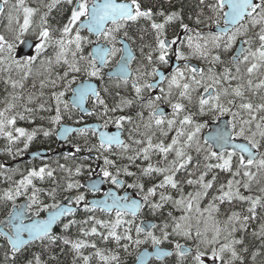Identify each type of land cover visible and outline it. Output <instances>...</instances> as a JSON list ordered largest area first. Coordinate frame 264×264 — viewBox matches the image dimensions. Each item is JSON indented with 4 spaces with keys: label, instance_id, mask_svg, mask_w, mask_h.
Listing matches in <instances>:
<instances>
[{
    "label": "snow or ice",
    "instance_id": "6c2138e0",
    "mask_svg": "<svg viewBox=\"0 0 264 264\" xmlns=\"http://www.w3.org/2000/svg\"><path fill=\"white\" fill-rule=\"evenodd\" d=\"M171 5L37 0L33 7L0 0V16L8 19V34H0L3 151L15 160L38 135L83 141L55 168L42 163L20 171L0 162V177L9 182L0 205H11L0 220L3 264H59L56 248L70 251L71 264H126L122 253H135L133 264H152V257L264 264L258 211L264 209V0H198L195 27ZM62 8L70 14L53 25V10ZM177 25L181 31L169 38ZM26 34L33 43L22 39ZM77 113L75 124L82 126L65 123ZM205 116L229 119L205 135ZM86 117L96 123H83ZM37 120L42 123L31 129L20 124ZM81 152L95 155L78 157ZM90 159L102 164L93 168ZM85 171L96 178L82 183ZM45 181L51 186H38ZM62 193L68 195L57 200ZM81 206L88 215L77 220ZM253 222L258 227L250 231ZM54 226L64 233L76 227L78 236L55 234ZM166 242L171 249L161 247ZM145 244L152 251H140Z\"/></svg>",
    "mask_w": 264,
    "mask_h": 264
},
{
    "label": "trees",
    "instance_id": "16d2710c",
    "mask_svg": "<svg viewBox=\"0 0 264 264\" xmlns=\"http://www.w3.org/2000/svg\"><path fill=\"white\" fill-rule=\"evenodd\" d=\"M27 2L30 4V6L36 7L37 6V0H27ZM145 6H153L156 5L157 8H164V9H168L170 7V0H144ZM156 3V4H155ZM162 3V4H161ZM181 3V4H180ZM198 4V0H172V9L176 10V11H181L183 16V20L185 23H188L191 26V22L194 23V20L196 17V14L200 11V9L197 7ZM68 6H64V8H67ZM186 7V8H185ZM188 7V8H187ZM64 8L61 9V12H57L56 10H53L52 13V17H54V19L51 20V23L53 25H55L57 23V21H60L61 23H63L66 19L67 16L70 13L69 11H65ZM188 12V13H187ZM195 14V15H194ZM5 18H7L6 15H4ZM37 22H38V17H37ZM171 28V27H170ZM30 37L34 38V36L30 35ZM146 39H149V37H146ZM89 51V49H87ZM228 57H225V59H227ZM84 78V77H82ZM107 80V78H105ZM102 83V82H100ZM108 85L111 87L112 86V82L108 81ZM122 94H123V90ZM128 95H132L131 90L129 89L127 91ZM6 95L5 91H4V85L3 83H0V99H2L4 96ZM109 102L111 103V100H109ZM132 111H135V109H133ZM79 113L76 114V116H74L73 120L71 121H65V123H70V124H75V119L78 118ZM90 118V117H89ZM206 119V122L208 124V122H213L215 121V117H208V118H203ZM90 120H94L93 118H90ZM209 122V123H210ZM42 123L40 120L36 121V124H26L25 122H20L21 126L27 127L29 129L35 127L36 125ZM95 142V141H93ZM73 143H80L81 146H83V141L79 136H75L72 138L71 143L66 144L69 147H72ZM6 147V142L3 139H0V162H5L8 165H10L11 167H19L20 171H24L26 168L29 167H39L42 163H46V161H48L49 164H51L52 167H56V161L58 160L60 163H65V155L67 153H64L61 151V148L58 147V142L56 139V136H52L50 138H46L43 137L42 135H38V137L36 138V140L33 141V143L31 144L30 148L28 149V151H34V150H41V149H46L50 154L49 157L46 159H34L31 161H24V162H20L18 164H14V161H16L17 159H19L21 156L16 157L15 160H13L11 157L7 156V154L3 151V149ZM27 151V152H28ZM54 151H58L57 153H54ZM84 155H86V152H81L79 154H77L78 157H83ZM77 162H79V160H77ZM67 163L69 165L72 164L71 160H68ZM89 163L92 164V167L95 168L97 164H102V161H93V160H89ZM57 178L61 180V182L63 181V177H64V173L59 172V170L57 171ZM20 176L17 173L16 175L13 176V179H19ZM89 177L87 175V171H85V175L80 177L79 179L81 180L82 183H84L86 180H88ZM222 178H223V174H222ZM0 183H4L7 187L9 186V182L5 181L3 177H0ZM38 186L41 187H49L51 186V182L50 181H45L43 184H41L40 182H37ZM4 188H1L0 185V191H2ZM190 190V189H189ZM81 191H85L84 189H81ZM64 195H68V193H62L60 195L57 196V200H62ZM91 196H93L92 193H87V199L90 198ZM20 199V198H19ZM18 199V201H19ZM43 199V197H42ZM17 201V202H18ZM45 203H52V201L50 199H45ZM246 207V205H245ZM11 210V205H0V220H3L6 216H7V212ZM167 211V209L165 210ZM260 216L262 218V221H264V209H258ZM44 213H41V216H43ZM88 214L85 213L81 207V209H79L77 211V214L75 216V219L77 220H82L84 219ZM96 215L100 218H104L107 219V214L104 213H100L97 212ZM72 217H67L63 220L64 223L67 222V219H71ZM141 219H151L154 220V222L159 223V218H153L150 215H145V216H141ZM258 227V222H253L252 225L250 226V231L251 230H255ZM55 234L58 235H69L71 238L75 239L78 236L77 233V228L73 227L71 228L68 233H64L62 226H57L54 230ZM249 239H251V237H249ZM183 242V241H181ZM4 245V241L3 239H0V248H2ZM103 246V245H100ZM111 246V245H110ZM163 246L166 247H170L172 248V244L170 243H165L163 244ZM144 247H151L150 244H145L141 246V249ZM140 249V250H141ZM38 249H32V251H37ZM91 249H85L84 250V254L88 255L91 253ZM55 254L58 255V259H59V264H71L72 261V254L70 253V251H67L65 253H61L59 248H56L55 250ZM28 255V254H26ZM47 259V257H45ZM122 258L125 260L126 264H133L134 262V258H135V253L133 254V256H127L126 254L122 253ZM250 259V258H249ZM0 264H3V253L2 251H0ZM91 264H96V261L93 260L91 262ZM152 264H175V257H167L162 261L159 260H152Z\"/></svg>",
    "mask_w": 264,
    "mask_h": 264
},
{
    "label": "water",
    "instance_id": "95a60500",
    "mask_svg": "<svg viewBox=\"0 0 264 264\" xmlns=\"http://www.w3.org/2000/svg\"><path fill=\"white\" fill-rule=\"evenodd\" d=\"M25 40H27L29 43H33L34 41L33 40H31V39H25ZM19 50L21 51V52H28L29 51V49H28V47H27V45H24V46H20L19 45ZM33 51V50H32ZM171 61H174V62H171V66H174L175 65V63H176V61L174 60V58L171 60ZM87 106V105H86ZM167 112H169V109L167 108V107H163ZM226 119H229V117H222L221 118V120L220 121H215V122H212V123H210L209 124V126H208V130L204 133L205 135L206 134H208L209 132H211V131H213L214 130V128H215V126H216V124L217 123H222L224 120H226ZM92 123H96V122H91V123H89V124H92ZM67 124V123H66ZM69 126H76V125H72V124H68ZM82 126V125H81ZM110 131H114L115 129L114 128H112V127H110V129H109ZM56 138H57V140H58V144L59 145H62V144H64V142L65 141H63V140H61L58 136H56ZM62 151L63 152H65V153H68V152H71V151H73V149L72 148H70V147H65V148H63L62 149ZM33 153H40L41 155H43L44 157H47L48 156V151L47 150H37V151H32V152H28V153H26L25 155H24V157H22L21 159H19L17 162H21V161H26V160H32V159H34L33 158V156H32V154ZM86 155H91V156H94L93 154H86ZM35 159H39V158H35ZM96 177L95 176H93L91 179H95ZM90 181V179L89 180H87V181H85L84 183H87V182H89ZM109 186H106V184L105 185H103L102 186V189L103 190H107V188H108ZM129 191H131V190H129ZM102 193V192H101ZM102 196V195H101ZM100 196H98V197H91V198H89L88 200H91V199H94V198H99ZM63 201V200H62ZM25 202V200H23L20 204H23ZM65 203H66V201H64ZM31 215V214H30ZM47 215V213H45V215L44 216H46ZM6 219V218H5ZM64 218H62V220H63ZM57 226H54V230H55V228H56ZM162 248H165V249H171V248H167V247H164V246H161ZM145 249H147V250H149V251H152V248H147V247H145V248H143L142 250H140V251H143V250H145ZM167 258V257H166ZM153 259H155V257H152L151 258V260H153ZM165 259V258H164ZM160 261V260H159Z\"/></svg>",
    "mask_w": 264,
    "mask_h": 264
},
{
    "label": "flooded vegetation",
    "instance_id": "af4514ba",
    "mask_svg": "<svg viewBox=\"0 0 264 264\" xmlns=\"http://www.w3.org/2000/svg\"><path fill=\"white\" fill-rule=\"evenodd\" d=\"M70 14V13H69ZM195 21V20H194ZM142 23V22H141ZM191 26L192 27H195V24L194 23H192L191 22ZM181 31V29L178 27V25L177 26H173V27H171V28H169L168 29V35H169V38H171V36L173 35V33L174 32H180ZM0 34H5V35H7L8 34V20H7V18H5L4 17V15L3 16H0ZM30 35L31 34H26L25 35V37H23L22 39H27V38H31L30 37ZM93 39H95L94 37H93ZM151 39V37H149V40ZM89 49V51L91 50L90 48H88ZM119 57L117 56L115 59H118ZM175 60V59H174ZM171 62H174V61H171ZM170 62V63H171ZM193 63H197V62H195L194 60L192 61ZM133 67H135V63L133 64ZM165 71H167L168 69L167 68H165L164 69ZM106 71H107V69H106ZM94 82H96L98 85H100L101 83L99 82V81H94ZM88 106V105H87ZM162 107H167L168 108V106L167 105H162ZM169 109V112L171 111L170 110V108H168ZM80 115V114H79ZM91 122H96L95 120H90V118L89 117H86L85 119H84V121H83V123H91ZM210 122V121H209ZM208 122V125L210 124ZM67 124H70V123H67ZM72 125H76V124H72ZM82 125V124H81ZM81 125H76V126H81ZM111 127V126H110ZM69 142H64V144H65V146H67L66 144H68ZM64 144H62V145H59L58 144V146H64ZM60 148H62V147H60ZM14 164H15V161H14Z\"/></svg>",
    "mask_w": 264,
    "mask_h": 264
},
{
    "label": "rangeland",
    "instance_id": "374dc122",
    "mask_svg": "<svg viewBox=\"0 0 264 264\" xmlns=\"http://www.w3.org/2000/svg\"><path fill=\"white\" fill-rule=\"evenodd\" d=\"M7 20H8V19H7ZM194 61L197 62V63H199V61H197V60H194ZM208 117H211V116H205L204 118H208ZM205 121H206V119H203V120H202V122H205ZM206 129H207V128L204 129V133H205ZM204 133H203V134H204ZM21 147H22V145H21ZM46 163H48V161H46ZM41 165H42V164H41ZM41 165H40V166H41ZM0 185H1V188H4V189L7 187L4 183H0ZM24 199H25V198H20L19 201H18L17 203L20 204Z\"/></svg>",
    "mask_w": 264,
    "mask_h": 264
},
{
    "label": "bare ground",
    "instance_id": "6f19581e",
    "mask_svg": "<svg viewBox=\"0 0 264 264\" xmlns=\"http://www.w3.org/2000/svg\"><path fill=\"white\" fill-rule=\"evenodd\" d=\"M161 1H163V0H161ZM178 1V0H177ZM183 1V0H182ZM191 2H192V0H191ZM194 2H195V0H194ZM156 4V3H155ZM162 4V3H161ZM181 4V3H180ZM186 8V7H185ZM188 8V7H187ZM188 13V12H187ZM195 15V14H194ZM184 16V15H183ZM195 18V17H194ZM146 220H151V219H146Z\"/></svg>",
    "mask_w": 264,
    "mask_h": 264
}]
</instances>
